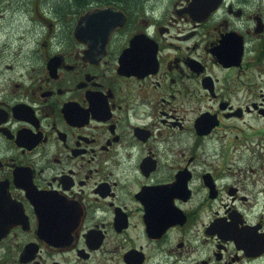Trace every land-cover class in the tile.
I'll use <instances>...</instances> for the list:
<instances>
[{"label": "flooded vegetation", "instance_id": "obj_1", "mask_svg": "<svg viewBox=\"0 0 264 264\" xmlns=\"http://www.w3.org/2000/svg\"><path fill=\"white\" fill-rule=\"evenodd\" d=\"M15 1L0 264H264V0Z\"/></svg>", "mask_w": 264, "mask_h": 264}, {"label": "rangeland", "instance_id": "obj_2", "mask_svg": "<svg viewBox=\"0 0 264 264\" xmlns=\"http://www.w3.org/2000/svg\"><path fill=\"white\" fill-rule=\"evenodd\" d=\"M3 1L7 2L8 0H0V3ZM8 2H10V0ZM9 7H11V9H7L6 11L0 10V41L6 37L16 38L19 34L29 31V29L26 28L29 22L19 13L21 9H14L16 7L20 8L19 4L16 3L15 0H11ZM38 11L39 16L47 18L42 9ZM38 15L34 14L33 16L36 18Z\"/></svg>", "mask_w": 264, "mask_h": 264}, {"label": "water", "instance_id": "obj_3", "mask_svg": "<svg viewBox=\"0 0 264 264\" xmlns=\"http://www.w3.org/2000/svg\"><path fill=\"white\" fill-rule=\"evenodd\" d=\"M108 12L109 11H107V9L95 11V12H92L89 15H87L83 20L85 22L94 21V20L101 22ZM110 28H111V26L109 25V29ZM109 29H108V31H109Z\"/></svg>", "mask_w": 264, "mask_h": 264}, {"label": "bare ground", "instance_id": "obj_4", "mask_svg": "<svg viewBox=\"0 0 264 264\" xmlns=\"http://www.w3.org/2000/svg\"><path fill=\"white\" fill-rule=\"evenodd\" d=\"M64 2V1H63ZM55 4V3H54ZM73 4V3H72Z\"/></svg>", "mask_w": 264, "mask_h": 264}]
</instances>
